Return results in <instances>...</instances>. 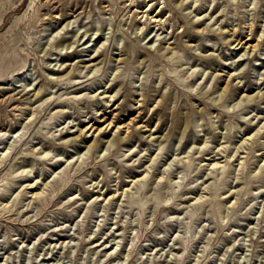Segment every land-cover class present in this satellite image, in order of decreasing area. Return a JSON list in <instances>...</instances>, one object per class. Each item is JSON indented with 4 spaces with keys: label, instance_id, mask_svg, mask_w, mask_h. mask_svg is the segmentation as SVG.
I'll use <instances>...</instances> for the list:
<instances>
[{
    "label": "rangeland",
    "instance_id": "obj_1",
    "mask_svg": "<svg viewBox=\"0 0 264 264\" xmlns=\"http://www.w3.org/2000/svg\"><path fill=\"white\" fill-rule=\"evenodd\" d=\"M0 264H264V0H0Z\"/></svg>",
    "mask_w": 264,
    "mask_h": 264
},
{
    "label": "bare ground",
    "instance_id": "obj_2",
    "mask_svg": "<svg viewBox=\"0 0 264 264\" xmlns=\"http://www.w3.org/2000/svg\"><path fill=\"white\" fill-rule=\"evenodd\" d=\"M155 22H157V21H155ZM109 128V127H108Z\"/></svg>",
    "mask_w": 264,
    "mask_h": 264
}]
</instances>
